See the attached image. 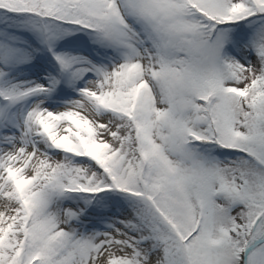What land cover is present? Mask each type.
Returning <instances> with one entry per match:
<instances>
[{
	"label": "snow or ice",
	"instance_id": "obj_1",
	"mask_svg": "<svg viewBox=\"0 0 264 264\" xmlns=\"http://www.w3.org/2000/svg\"><path fill=\"white\" fill-rule=\"evenodd\" d=\"M0 264H264V0H0Z\"/></svg>",
	"mask_w": 264,
	"mask_h": 264
}]
</instances>
